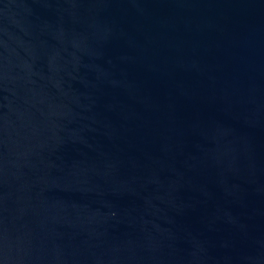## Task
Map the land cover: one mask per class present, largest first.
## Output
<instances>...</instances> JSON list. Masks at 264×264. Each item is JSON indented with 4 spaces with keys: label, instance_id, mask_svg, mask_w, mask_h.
Segmentation results:
<instances>
[{
    "label": "water",
    "instance_id": "water-1",
    "mask_svg": "<svg viewBox=\"0 0 264 264\" xmlns=\"http://www.w3.org/2000/svg\"><path fill=\"white\" fill-rule=\"evenodd\" d=\"M0 264H264V0H0Z\"/></svg>",
    "mask_w": 264,
    "mask_h": 264
}]
</instances>
